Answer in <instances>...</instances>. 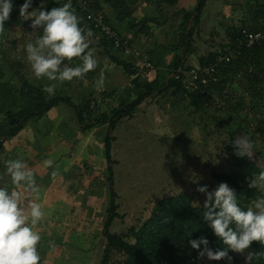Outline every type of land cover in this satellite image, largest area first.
<instances>
[{"label": "rangeland", "instance_id": "rangeland-1", "mask_svg": "<svg viewBox=\"0 0 264 264\" xmlns=\"http://www.w3.org/2000/svg\"><path fill=\"white\" fill-rule=\"evenodd\" d=\"M89 1L93 10L104 12L121 36L152 61L156 68L154 79L169 78L175 56H182L185 50L180 47L183 13L193 10L198 0H124L125 5L118 9L105 0ZM258 1H208L189 48V62L196 71L201 59L211 53L233 51L236 43L231 35L253 24L260 13ZM12 3L10 19L0 32V141L29 110V99L35 93L46 100L71 98L82 109L90 103L88 111L94 119L111 114L136 98L138 90L132 79L109 56L127 62L126 58L119 50H107L99 43L100 35L93 38L91 45L99 63L90 78L64 82L54 95L46 94L42 89L51 82L35 78L25 50V45L42 32L30 28L31 20L20 18L19 7L24 0ZM40 3L41 0H33L29 11ZM44 6L50 10L45 0ZM126 12L131 16L123 18ZM80 63L75 59L66 64L75 67ZM229 69L227 74L220 71V80L227 76V81L225 78L222 89L214 90L210 98H197L172 87L146 99L131 117L118 124L112 164L105 153L108 126L80 123L75 110L64 104L41 120L30 121L16 137L4 141L0 148V187L21 191L25 198L20 204L27 211V204L35 195L25 192L23 185L19 189L13 187L6 175V161L19 159L35 173L40 189L36 202L44 217L35 227L41 235L40 264H102L107 248L110 168L121 218L113 221L109 231L119 236L141 228L166 198L186 193L196 207H202L206 194L197 192V187L207 185L209 192L214 191L220 184L214 179V172L231 174L237 170L227 149L232 137L247 135L251 139L253 151L249 157L264 171V84L251 80L250 68H245L247 73L236 67L231 72ZM101 71L105 84L103 91H97L95 81ZM49 159L52 167L44 165ZM53 170L59 172L55 178L51 175ZM127 241L135 243L131 238ZM247 252L250 251L247 249L245 255ZM234 254L245 264L244 255ZM125 260L122 251L112 249L106 264ZM202 264L225 263L205 257Z\"/></svg>", "mask_w": 264, "mask_h": 264}, {"label": "trees", "instance_id": "trees-1", "mask_svg": "<svg viewBox=\"0 0 264 264\" xmlns=\"http://www.w3.org/2000/svg\"><path fill=\"white\" fill-rule=\"evenodd\" d=\"M48 4V8L59 7L66 3L64 0L56 2V0H45ZM93 10V7L89 0H86ZM175 2L176 0H166ZM209 0H198L196 7L193 10H189L183 13V23L181 24L180 34V47H185L182 54L176 55L174 63L170 70L168 79L164 81L155 78L152 82L136 77V68L133 63L126 61H119L114 56H109V59L115 64L121 66L126 75L131 78L132 85L138 92L136 98L128 105H123L119 109H115L111 114L104 113L100 118H92L91 112L88 111L90 103L82 109L79 105L75 104L71 98L68 97H54L50 100H46L44 97L38 96L40 93H35L30 101L29 110H27L20 120L17 126L5 133L4 140L0 141V148L3 147L4 141L16 137L30 121H38L44 118L52 109L58 107L61 104L72 107L80 123L89 122L87 126H108V134L105 138V153L109 164H112V150L113 143L115 141L114 132L118 124L125 118L131 117L132 113L148 98H152L156 94H162L174 87L177 91H183L189 95H193L197 98H210L212 92L216 89H222V85L227 81V76L220 80L222 71L227 74V68L229 71H233L232 68L236 67L237 71H249L245 68L252 69L250 78L256 84H264V38L249 46L245 42V38L248 34H261L264 36V0L258 1L260 5L258 7L260 12L254 19L253 24L248 27H241L233 33L232 39L236 43L233 51H227L222 49L221 53H211L209 57L201 59L199 74L201 79L196 82L202 90H194L195 92L187 89L182 81L184 75L179 73L178 70L182 69L184 72L193 71L196 67L192 66L189 62V48L192 39L194 38L198 26L201 22L203 12ZM105 3L110 4L114 9H118L125 5L124 0H105ZM73 10L78 16L80 10L76 5H73ZM79 11V12H78ZM95 12H102L99 9L93 10ZM131 13L126 12L123 18H128ZM81 20L80 26L83 28L86 25L85 18L78 16ZM141 31V30H140ZM144 32V30H143ZM142 32V33H143ZM96 38V35H94ZM99 43H103L107 50L114 49L113 41H106L105 39L99 40ZM109 48V49H108ZM110 50V51H111ZM108 53V52H107ZM231 53H235L234 57ZM109 54V53H108ZM221 56L231 57L229 62H219ZM73 59L71 62H74ZM66 61V63H71ZM221 63V65H219ZM227 67V68H226ZM214 68L211 75H207L205 70ZM226 68V69H225ZM90 72L85 75L86 78H90ZM202 78L207 80L206 85H201ZM23 80V78H21ZM225 80V81H224ZM28 92H32L28 88ZM92 107H95L93 102ZM235 138H230L228 145V152L235 164L236 171L231 174H218L213 173L214 179L221 183L226 182L230 188L234 189L237 194L238 205L246 210L251 201L256 199L260 195H264L260 189L249 188L248 181L253 175L259 174L262 169L252 161L249 156L239 157L235 154V149L232 146V142ZM110 172V208L109 219L106 223V239L107 248L104 252L102 264H106L109 259V255L112 249L122 251L126 260L121 264H202L203 258L199 257V251L203 250V245L200 249H193L189 243L190 240H199L200 238H206L209 240L208 247L216 251L218 249L223 250L225 247L222 241L217 238L212 229L208 226L207 222L203 220V206L196 207L193 203V199L189 194L182 193L175 197H170L162 200L157 204V207L152 214L149 221H147L141 228H133L130 230L128 236H119L109 231L114 220L121 218L118 213L117 205V192L114 189V173L113 169H109ZM131 238L135 243L127 241ZM250 252L264 253V246L258 242H253L252 246L248 249ZM232 264H243L242 261L237 258L234 252L229 251ZM225 264H229L227 259H222ZM252 264H264V256L254 258Z\"/></svg>", "mask_w": 264, "mask_h": 264}, {"label": "clouds", "instance_id": "clouds-1", "mask_svg": "<svg viewBox=\"0 0 264 264\" xmlns=\"http://www.w3.org/2000/svg\"><path fill=\"white\" fill-rule=\"evenodd\" d=\"M33 0H24L19 7V16L23 20H31L30 28L40 29L42 34L34 42L25 45L27 60L37 80L46 78L49 84L43 91L52 96L58 85L83 79L84 76L96 70L98 59L91 48L94 43V33L80 26L81 20L73 10L71 0L59 7L48 10L41 0L38 8L29 11ZM12 0H0V32L4 31L5 23L10 19L13 10ZM78 59L81 63L71 67L65 61ZM105 84L104 72L101 71L95 81L97 91H103ZM232 146L239 157L250 156L253 142L247 135H241L233 140ZM52 160H45L46 167H52ZM6 175L11 185L19 189L22 185L25 192H32L35 199L27 204V211L21 207L25 197L21 191L0 187V264H40L41 256L38 244L41 235L35 227L43 219L44 212L36 202L40 192L36 185L35 173L25 162L19 159L6 161ZM58 170L51 175L55 178ZM249 188L260 189L264 192V171L253 175L248 181ZM197 192L206 194L203 202V220L207 222L214 235L225 246L223 250H211L209 240L200 238L190 240L193 249L199 251V257L207 256L209 260L227 259L232 264L229 251L244 255L245 264H252L254 258L264 256V253L245 252L253 242L264 246V195L251 201L246 210L237 202V194L226 182H221L214 191L209 192L208 186H198ZM199 206V202H196Z\"/></svg>", "mask_w": 264, "mask_h": 264}, {"label": "built area", "instance_id": "built-area-1", "mask_svg": "<svg viewBox=\"0 0 264 264\" xmlns=\"http://www.w3.org/2000/svg\"><path fill=\"white\" fill-rule=\"evenodd\" d=\"M64 1L66 3L68 2V0ZM71 3L78 7L80 14L85 18L86 25L83 27L84 29L90 28L94 35H100L101 39L103 38L109 42L113 41L114 49L119 50L126 58L127 62L134 64L137 70L136 77H140L146 81L149 80L150 82L153 81L154 78L152 73L156 71V68L152 61L145 58L140 50L131 46L130 43L121 36L120 32L112 25L104 12H95L91 10L86 0H71ZM263 38L264 36L261 34H248L245 38V42H247L249 46H252L253 44L261 41ZM234 55L235 53H231L232 57H234ZM230 59L232 58L228 56H221L219 62H229ZM219 65H221V63H219ZM213 69L214 68L207 69L205 72L207 75H211L213 73ZM178 72L184 75L182 83L187 89L191 91L204 90L196 84V82L201 79V74L198 73L199 71L193 70L190 72H184V70L179 69ZM201 81V85L205 86L207 80L202 78Z\"/></svg>", "mask_w": 264, "mask_h": 264}]
</instances>
